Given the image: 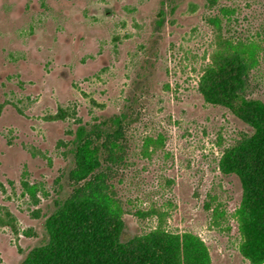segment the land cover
I'll return each mask as SVG.
<instances>
[{"label": "rangeland", "instance_id": "1", "mask_svg": "<svg viewBox=\"0 0 264 264\" xmlns=\"http://www.w3.org/2000/svg\"><path fill=\"white\" fill-rule=\"evenodd\" d=\"M57 201L122 241L256 264L264 0H0V264L44 246Z\"/></svg>", "mask_w": 264, "mask_h": 264}, {"label": "trees", "instance_id": "2", "mask_svg": "<svg viewBox=\"0 0 264 264\" xmlns=\"http://www.w3.org/2000/svg\"><path fill=\"white\" fill-rule=\"evenodd\" d=\"M125 118L126 115L122 114L102 122L100 125L105 129L102 132L106 135L112 132L111 136H118V128ZM87 136L88 132L80 127L75 139L79 143ZM258 151L259 147L256 150L250 147L251 154ZM81 155L80 146H76L75 160ZM246 175L252 178L253 173ZM55 205L57 209L45 220L46 243L32 249L21 264H210L207 256L194 249L185 250L175 238L153 249L145 248L138 240H119V231H114L117 226L106 214H85L62 222L60 213L63 202L57 201ZM59 223L63 225L62 228L58 226ZM244 226L253 230L255 241L259 243L247 244L243 254L259 264L264 261V216L254 208L246 214Z\"/></svg>", "mask_w": 264, "mask_h": 264}]
</instances>
